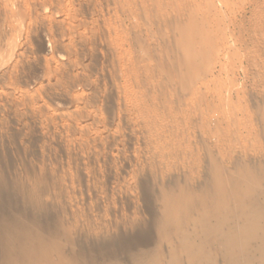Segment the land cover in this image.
Masks as SVG:
<instances>
[{"label":"rangeland","instance_id":"1","mask_svg":"<svg viewBox=\"0 0 264 264\" xmlns=\"http://www.w3.org/2000/svg\"><path fill=\"white\" fill-rule=\"evenodd\" d=\"M263 196L264 0H0V264H229Z\"/></svg>","mask_w":264,"mask_h":264},{"label":"bare ground","instance_id":"2","mask_svg":"<svg viewBox=\"0 0 264 264\" xmlns=\"http://www.w3.org/2000/svg\"><path fill=\"white\" fill-rule=\"evenodd\" d=\"M144 31V30H143ZM264 196L249 213L236 230H230L223 236L225 242V257L229 264H264ZM260 239L256 251L258 257L249 254L252 242ZM240 254V257L237 255Z\"/></svg>","mask_w":264,"mask_h":264}]
</instances>
